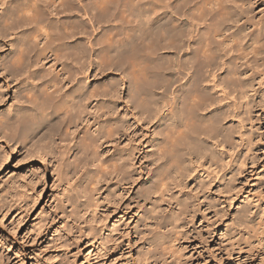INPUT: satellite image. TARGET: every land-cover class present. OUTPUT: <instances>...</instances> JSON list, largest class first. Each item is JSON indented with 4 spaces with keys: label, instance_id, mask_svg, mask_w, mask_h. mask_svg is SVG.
Listing matches in <instances>:
<instances>
[{
    "label": "clouds",
    "instance_id": "9594fccd",
    "mask_svg": "<svg viewBox=\"0 0 264 264\" xmlns=\"http://www.w3.org/2000/svg\"><path fill=\"white\" fill-rule=\"evenodd\" d=\"M262 146L264 0H0V227L49 188L17 239L62 221L35 264H264Z\"/></svg>",
    "mask_w": 264,
    "mask_h": 264
},
{
    "label": "rangeland",
    "instance_id": "374dc122",
    "mask_svg": "<svg viewBox=\"0 0 264 264\" xmlns=\"http://www.w3.org/2000/svg\"><path fill=\"white\" fill-rule=\"evenodd\" d=\"M17 159H19V157H17ZM13 163H15V161H13ZM252 190L255 191V188L253 187ZM47 191H51V189L49 188L48 190H46L45 196L42 197L41 201L36 205L33 212L27 218L25 224L20 227L19 231L15 235H12V233L7 231L5 228L0 227V237L2 235L3 237L9 238L7 242L8 247L10 246L9 250H7L8 247L5 249L0 246V250L4 251L6 255L10 256L9 264H16V260L18 259H23L24 264H35L36 253H38L41 249L46 248L47 245L51 242V240L48 241V238H51L53 232V230L51 229L53 228V226L46 233L42 234L36 243L21 244L20 240L17 239V237L22 238L25 232L31 231L33 224L38 219V217H36V213L40 210L41 207H47ZM13 216H15V212L11 213L7 218H4L3 223L9 226V222H11ZM78 247L84 249L82 254L77 258L76 262V264H81V261L84 259V255L87 253L89 248L85 247L84 241L81 242ZM70 251L72 253H75L77 251V248H72ZM20 253H22L23 255H19ZM57 255H63V250L58 249L45 252L46 257ZM213 264H215V262H213Z\"/></svg>",
    "mask_w": 264,
    "mask_h": 264
},
{
    "label": "bare ground",
    "instance_id": "6f19581e",
    "mask_svg": "<svg viewBox=\"0 0 264 264\" xmlns=\"http://www.w3.org/2000/svg\"><path fill=\"white\" fill-rule=\"evenodd\" d=\"M19 219V217H17L16 218V220H13V218L11 219V222H9V226H11V224L12 223H16V221ZM59 223H62V221L61 222H58V224H54L53 225V228L51 229V230H53V232H52V234L57 230V228H58V226H59ZM52 236V235H51ZM1 237H3L2 235H1ZM47 237V236H46ZM49 240H51V238H48V241ZM84 243L85 244H87V241H84ZM1 247H3V248H7L8 247V243H7V245H6V247L5 246H1ZM10 247V246H9ZM9 247L7 248V250H9ZM90 247V246H89ZM7 256V258H8V260H9V258H10V256L9 255H6Z\"/></svg>",
    "mask_w": 264,
    "mask_h": 264
}]
</instances>
